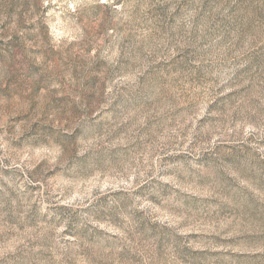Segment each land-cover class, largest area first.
I'll return each mask as SVG.
<instances>
[{
    "label": "rangeland",
    "instance_id": "374dc122",
    "mask_svg": "<svg viewBox=\"0 0 264 264\" xmlns=\"http://www.w3.org/2000/svg\"><path fill=\"white\" fill-rule=\"evenodd\" d=\"M0 264H264V0H0Z\"/></svg>",
    "mask_w": 264,
    "mask_h": 264
}]
</instances>
